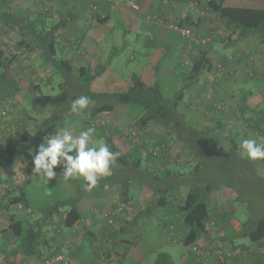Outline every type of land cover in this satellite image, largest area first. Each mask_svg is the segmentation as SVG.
Here are the masks:
<instances>
[{
    "label": "trees",
    "instance_id": "16d2710c",
    "mask_svg": "<svg viewBox=\"0 0 264 264\" xmlns=\"http://www.w3.org/2000/svg\"><path fill=\"white\" fill-rule=\"evenodd\" d=\"M77 1L82 7L76 11L73 9L72 12H70V8L57 11L53 5V0L35 1V4L41 6L40 10L35 13H23L19 9V11L12 13L4 10L0 11V19L6 20L7 31H22L21 38L15 44L13 43L11 48L19 50L20 53H24V50L37 53L38 60L44 65L42 70H45L42 72L44 76L37 77L41 81L35 83L33 79L27 77L28 73L29 75H36V73H33L32 67L27 71V76L22 75V73H26L24 71L28 66L25 61L22 64V59L19 58L20 55L0 50V82L7 80L9 70L12 75H15L16 73L14 72L17 69L16 76L19 81L16 76H12L10 82L12 85H22L5 96H0L2 112L7 115L2 118L0 113V134L3 135V140L0 142V185L8 181L9 185L13 187V190L10 191L12 192L11 194L6 192L1 197L0 213L10 214L6 219V226L3 232H6L7 238L14 239L16 245L10 250H2L0 248V254L5 256V262L3 261L1 264H16L13 256L18 253L25 256L28 264H43L46 260L57 255H64L71 261L75 260L74 249L70 248V245L64 246V241L59 242L58 237H60L59 240L63 239V229L71 236L77 234L75 227L82 218L77 197L57 200L54 204L44 208L45 217L35 220V222H31L28 217H15L14 214H25V207H29L27 194L24 189L27 180L23 185L20 182H15L11 177L5 179L2 171H6L21 160L32 158L36 154L38 146L45 139L64 128L62 117L59 116L57 111L61 105L70 99H75V97L69 95L66 83L60 85L62 90L59 94L46 95L44 97L46 102L45 118L41 120L30 116L25 111L14 113L9 118L8 110L10 108L3 106L6 103L5 101L21 102L31 91H41L42 84L50 86L54 75L59 73L70 76L75 72L86 87L90 85V87L99 88V81L102 79L103 82H107L110 72H112V59L120 51L116 46H114L111 54L103 62L96 64H87L85 62L75 64L78 58H61L58 55V36L63 29L67 28L70 22L81 19L84 21L95 20L100 24H104L110 20L108 13L98 0ZM170 1L172 0H160L159 3L163 5L167 2L170 3ZM180 1L188 3L192 8L188 9L185 16L178 17L176 23H169V26L171 24L188 26L193 32L192 26L195 23L191 21V14H193V8L196 7L199 8L200 12H203V14L199 15L201 16L199 18L201 23L208 16H211L221 25L224 30L221 35V41L224 43L221 44L223 51H227L229 47H233L239 41L249 37H256L257 46H259L260 50H264V7L237 6L229 3L228 0ZM105 2L107 6L114 5V0H105ZM8 3L9 0H0V8ZM91 6H94V8H91ZM145 15L154 21L159 16L158 13H153V11ZM10 21H13L12 26L9 23ZM165 22L167 24V21ZM198 28L199 32H196V36L208 39L206 44L182 38L181 46L185 47L186 43L190 41L193 49L190 63L183 68L185 70L177 75L178 78L182 77L184 79V88L189 86V89L188 87L186 89L188 93L187 99L185 98L186 93H184L183 87V90L173 99L166 98L163 95L157 79V70L160 64L147 76H143L140 73H132L127 84H113V86L107 84V90L86 88L88 96L107 100L85 110L84 113L87 114V119L84 120V125L81 127L83 130L88 127H94L95 133L93 136L105 139V143L109 145L111 151L121 153L115 162L120 167L128 168L129 170L132 166H139L141 161L146 158L154 164H159L158 170L164 169L166 168L165 163L168 162L167 159H171L176 151L174 149L175 146L183 143L190 150L191 157L198 159L199 153L195 147L190 143L188 144V139L191 137L195 144L210 145L211 148L217 150V144L221 142V139L213 131H218L221 128L223 130L224 125H227L230 120L234 122L243 118L246 123L241 122L239 125L251 128L252 134L254 132L262 133L261 136H264V123L261 121V116L256 117L257 111H248L247 109L245 104L246 91L238 94L239 104L237 106L239 107L229 103L231 99L236 98V93L232 94L226 90L224 97L219 94V85H222L227 79L235 77L236 58L234 55H225L222 60L212 65L208 50L211 49L216 38H214V34L208 33L207 30H200L199 25ZM254 51L248 54L247 56L249 57L246 58L247 64L250 66L254 63L252 57L259 56V50ZM233 53L236 55L238 51L234 50ZM244 56L242 55V59H244ZM217 65L222 66L219 78L217 77ZM256 74L255 70L251 74L245 73L248 78L255 77L257 76ZM209 75L211 79H208ZM130 104L141 107V111L134 119L126 121L125 126L119 123L122 115L116 114V107L121 105L125 107ZM187 111L196 114L193 116L194 120L188 117ZM253 114L256 116L254 117ZM198 118L199 122H207V119H209L211 126H204V123L197 128L198 124H195L194 121ZM97 120L99 123L96 122ZM159 125L163 127L162 132L159 131ZM6 126L8 128L12 127L15 131L8 133V131L3 130ZM124 128H127V134ZM173 133L175 135L171 136L170 134ZM121 136L126 138L123 145L130 148L126 147V149H123V147L117 145V139ZM220 151L223 152V150ZM54 170L56 173H63V168L60 166H57ZM16 191L19 192L14 195ZM167 192L168 188L155 190L153 199L146 212L148 214L153 213L152 209L159 207L169 210L167 213L174 214L173 218L166 216L161 219L159 225L164 232L172 233L170 238L182 248V258L179 263H176L168 253L160 252L155 259V264H228L230 260L238 259L241 255L247 253L259 259L264 256V253L259 255L257 251L260 247L264 248V218H253L250 221H245L241 228V233L237 235V237L249 240L251 247L254 248L251 253L249 252L250 246H241L240 248H235V246L227 249L225 246H216L219 239L223 240L218 232L220 221L215 215L221 214L218 209L222 208V206L218 208V205L215 204L217 202L216 198L211 202L212 199L209 198L208 193L200 195L196 191H189L183 197L174 194L167 198ZM117 193L119 201L129 206L130 198L127 197L126 186L121 185L120 189L117 186ZM116 205L117 203L112 208ZM16 206L24 209L21 212L18 210L10 213L12 211L10 208ZM128 210V208H125L124 211L115 215L111 228L115 224L117 228L120 227L118 230L116 228L114 232L109 231V233H94L89 230L88 234L86 233L93 255L98 259L99 263L106 262V264H110L120 260L122 254L114 251V249L121 242V239H118L117 236L119 232L123 231L124 225H122L123 223H117L116 219L120 223L123 221L126 223L128 220L125 217L131 214ZM225 213L228 214V212ZM207 225H210L212 229H207ZM49 227L51 229L48 230ZM234 251L239 252V254ZM67 264H71V262ZM75 264L79 263L75 262Z\"/></svg>",
    "mask_w": 264,
    "mask_h": 264
},
{
    "label": "rangeland",
    "instance_id": "374dc122",
    "mask_svg": "<svg viewBox=\"0 0 264 264\" xmlns=\"http://www.w3.org/2000/svg\"><path fill=\"white\" fill-rule=\"evenodd\" d=\"M151 1L159 3L160 0ZM172 1H170V5L176 10L180 11V16H184L188 9L192 8L184 1ZM123 2L124 0H114V5L111 7L116 8L117 6L123 4ZM228 2L237 6L250 5L264 7V0H228ZM172 7H168L167 12H170ZM198 11L199 8L194 7L193 14H191L192 17H194ZM153 13H158L159 15L155 20V22L160 23L156 24L158 26L157 28L159 29L160 36V38H157V45L159 46L163 44L166 48L173 49L175 45H177L178 42H182L183 39L180 32L177 29L170 28L168 24L172 22L176 23L178 19L172 15V18L170 19L171 22L164 24L165 20L162 17L164 16V13L161 14L159 11L156 12V8L153 9ZM140 14L142 15L141 18L145 16L142 13ZM144 18L147 21L154 22V20L149 19L147 16ZM199 26L200 30L204 29L207 30V32L212 31L215 27H217V35L224 33V30L222 29L221 25H219L218 21H216V19L211 16H208L206 20L201 23V25L199 24ZM192 27L193 36L195 35L194 38L198 39L196 36V32L199 31L198 25L193 24ZM135 38L136 33L134 31H127L123 30L121 27H114L113 31L106 36L105 41L102 43V46L106 49L103 59L111 54L114 46L120 50L118 54L113 57L111 63V68L113 67V69L111 76L108 78V82L111 86H113L114 82H117L118 85L127 84L132 73H140L143 76H147V74L143 72V70L147 71L144 68L145 59H142L141 56H138L136 53V60L130 62L128 61V57L133 54V47L132 45L129 46L128 44H130ZM145 41L146 38L144 37V34L140 33V36L137 40V46L139 49L146 50L145 47L147 46H145ZM216 45L220 46L219 42H216ZM257 59L258 56H253V65H245L246 68L243 71V74H241L242 76L240 75V83L243 84L238 86L235 78L229 79V82L235 83L234 86L236 89V92H234V90L231 88L230 93H236L237 98L238 94L242 93L241 88L244 90H247V88L252 89L254 95H258V99L260 100L261 98L262 100L260 105H258V107L255 109V111L258 112L256 114L257 116L255 114L253 115L254 117L261 116V121L264 123V71L260 76L258 75L252 78H248L244 74V72L246 74H251L253 72L254 66L256 65L255 63H257ZM24 61L28 67L25 69L26 73L23 74L27 76V71L30 67H32V71L33 73H36V75H29L28 73L27 77H29V79H33L35 83L41 81L37 77L44 76L42 75V72L45 70L43 71L42 69H39L40 66L36 65L35 63L37 60L34 62L33 58L26 56L24 57ZM168 69L169 50L167 57L162 60L159 65V69L157 70L158 83L163 95L166 98L173 99L184 89V93H186L185 98L187 99L188 93L186 92V89L187 87L189 89V86H186L185 88L183 87V85L185 86V82L182 77L178 78L177 75L168 76ZM12 76L13 75L9 70V74L7 73V80H2L0 82L1 97L5 96L7 93H10L13 89L20 87L21 84L12 85L10 82ZM219 76L220 75L218 72L217 77L219 78ZM208 79H211L210 75L208 76ZM17 80L19 81V79ZM65 83L69 95L75 98L82 95L88 96L86 90L87 87L93 90L96 89L95 86L90 87L89 85L86 87L75 72H73L70 76L59 73L54 75L50 86L42 84L41 91H31V93H29L21 102L14 103L12 101L10 102L9 100L5 101L6 103L3 104V106L10 108L8 110V117H12L14 113L25 111L30 116H33L38 120L45 118L46 102L44 101V97L46 95L53 96L59 94L62 90L60 85ZM90 98L93 103L90 104L88 108H91L92 106L98 105L100 102H105L107 100L104 98ZM236 98L231 99L229 103L235 107H239L237 106L239 104L238 98ZM245 101H247V98ZM71 102V99L68 100L66 103L61 105L57 111L59 116L62 117L64 128H67L70 125L75 128H78V126L81 127L84 125V120L87 119V114L84 112L88 108L85 109L81 114L77 115L70 111ZM0 109H2L1 104ZM225 109L227 108L225 107ZM2 111L3 109L0 110V113L2 114V118H4L7 115H3ZM140 111L141 107L137 105L130 104L125 107L123 105L116 107V114L122 115L120 116L121 118L119 119V123L123 125L126 124V121L134 119L137 115H139ZM246 112L248 111L246 110ZM241 122L246 123L243 121V118H240L239 121L234 122L230 120L227 125H224L223 130L220 127V130L213 131L221 139V142L217 144V150L215 148H211L210 145L195 144L191 140V137L189 138L188 135H186V137L189 138L188 144L190 143L193 147H195L196 151L199 153L198 159L196 160H192L193 158L190 157V160L186 162V155L182 154L180 150L176 149L175 153L172 155V159L175 157L178 160L180 159L181 162H172L170 161L172 159H167L168 162L165 163L166 168L161 170H149L148 173H144V171H138L135 168H130L128 171H125L124 175L130 178L128 189L130 196H132L134 201L133 205H137L133 207L138 208L140 205L145 203L150 206L152 200H150L149 195H151V193L154 195V191L157 189L168 188V195L166 196L167 198L173 196L174 194L183 197L189 191H196L200 195L208 193L209 198L212 199L211 202L214 201V198H217L218 200L215 204L226 208V212H228V214L240 221H250L252 218H264V159H249L243 155V150L240 147L244 139L251 138L256 139L258 142H264V136H261L262 133L259 134L254 132L252 134L251 128L239 125ZM200 123H205L204 126H211L209 119H207V122L200 121ZM195 124H198L197 128H199V118L196 119ZM124 129L125 131L127 130L126 128ZM3 130L8 131V133L15 131V129L13 130L12 127L8 128L7 126L4 127ZM162 130L163 127L159 125V131L162 132ZM174 133L170 135L174 136ZM2 140L3 135L0 134V142ZM124 141H126L125 136L119 137L117 139V145L123 147V149H126L127 146L125 147V145H123ZM101 143H105V139L101 138L94 146H98ZM127 148L130 147L128 146ZM175 148H177V146H175ZM220 150L224 151L222 152ZM33 157L15 163L12 167H9L6 172L2 171V175L5 177V179L11 177V179L15 180V182H20V184L24 185L26 180L29 178V173L27 172L26 167L32 162ZM145 166L146 165L144 164L143 167L145 168ZM29 167L32 174L34 175V178L31 180L32 182H29V184L25 185L24 188L27 194L29 207H25V209L21 208L20 206H16L14 208L12 207V211L10 213L14 211L17 212L18 210L21 212L24 209V211L30 215L29 220L31 222H35V220H40L41 218L45 217V213L43 211L44 208L54 204L60 199H73L77 197L78 206L83 207L85 205L90 206V203L92 202L86 204L85 201L86 199L93 197L94 204L96 203L95 205H97V207L100 206L99 202L104 195L102 193V183L100 186L96 185L90 191H88L84 188V181L79 179L74 181H71L70 179L65 180L63 175L57 173L55 178L50 180L48 184H45L44 180L33 171V162ZM167 170L170 171L172 176H167ZM118 187L120 189V184ZM0 190H2L1 187ZM18 192L19 191L14 192V195L18 194ZM94 197L97 198V200H95ZM127 208L129 209L128 211L130 213L133 212L130 204L127 206ZM110 210H112V208L103 211L100 209L98 210V214H101L102 219L104 218L105 220V215L110 214ZM152 211L153 213L151 218H147L143 222L138 220V226H132L131 229H128L124 233H118L117 237L118 239H121L119 244H122L123 246L121 253L122 256L119 261L111 262L110 264H155V259L160 252H166L172 257L174 262H180L182 258V248L177 245H171L170 234L172 233L164 232L162 227L159 225V221H161L160 214H168L167 211L169 210L155 207L152 209ZM0 214H3V212ZM128 216L125 217L126 220H128ZM42 224H44V222H42ZM49 229L51 228L49 227L48 230ZM123 239H126L124 245ZM244 239L246 241L248 240L247 238ZM252 250V248L249 249V252ZM258 254L260 255L261 253ZM74 261L77 262L76 260Z\"/></svg>",
    "mask_w": 264,
    "mask_h": 264
},
{
    "label": "crops",
    "instance_id": "0c3cea01",
    "mask_svg": "<svg viewBox=\"0 0 264 264\" xmlns=\"http://www.w3.org/2000/svg\"><path fill=\"white\" fill-rule=\"evenodd\" d=\"M37 2V0H9V3L5 5L4 7L0 8V11L4 10L6 12L12 13L17 11L18 9L25 13H35L40 10L41 6H38V4H35L34 2ZM100 5L105 8L106 12L108 13V16L110 17V20L104 24H100L99 22L95 20H90V21H84V20H74L70 22V24L67 26L66 29H63L59 36H58V55L61 58H71V59H77L75 64H81L82 62H85L87 64H96L98 62H103V56L105 52V48L102 46V43L105 41L106 36L113 31L114 27H121L123 30L127 31H134L136 33V38L128 44L129 46L132 45L133 47V54L128 57V61H135L136 60V53L138 56H141L142 59H145L144 62V68L147 71H144L146 74L152 73L155 69V67L162 62L165 57H167V53L169 50V75L168 76H174L178 75L181 73V71L185 70L183 68L187 67L188 64L190 63L191 55L193 53V49L191 48V42H187L185 47H182V42H178L177 45L173 49L166 48L165 45H157V38H160L159 36V29L157 28L158 26L156 24H160L157 22H151L147 21L144 17L150 11H153V9L156 8V11H159L164 13L163 19L167 22L170 21L172 18L171 16L174 15L175 18L177 19L178 17H182L183 15H179L180 11L176 10L174 7L170 5L169 2L161 5V3L151 1V0H124L123 4L120 6H117L116 8H112L111 6H107L105 0H98ZM77 0H53V5L56 7L57 11H62L63 9L70 8V12L74 9L80 10L81 5L77 3ZM172 7V10L170 12H167L168 7ZM18 10V11H19ZM29 13V14H30ZM139 13V14H138ZM145 15L143 18H141V14ZM201 14L196 13L194 17H191V21H193L195 24L199 25L201 24V21L199 16ZM72 16V15H70ZM11 26L13 25V21L9 22ZM174 23V22H173ZM220 25V24H219ZM8 27L6 26V20L3 21L0 19V50H3L5 52H8L11 48V45L15 41L17 42L21 36H22V31L16 32L14 30L12 31H7ZM217 27H215L214 30L208 31V33L214 34V44L211 47V49L208 50V54L211 58L212 65H214L216 62L222 60L225 55L230 56L234 55L236 58V74H235V79L236 83H238V86L243 84L241 82V77L240 75L243 74L244 69L246 68L245 65L248 63L246 58L248 54H251L253 50H259V56L257 59V63L254 66L255 72L257 73L256 75L260 76L261 73L264 71V50H260L259 46H257V39L256 37H249L248 39L241 40L239 41L235 46L229 47L227 51H223L221 49V44H224L221 41V35H217L218 33L216 32ZM198 30V29H197ZM9 32V33H8ZM199 32V31H198ZM140 33L144 34V37L146 38L145 41V49H139L137 46V40L140 36ZM205 34V33H204ZM226 34V33H225ZM216 42H219L220 46L216 45ZM135 43V44H134ZM167 50V51H166ZM238 51V53L235 55L233 52ZM40 51V49H39ZM144 51V52H141ZM254 51V52H255ZM38 54L34 53L32 51L26 52L24 50V53L20 55L19 58L22 61V64L24 62V57H31L33 58L34 62L37 60L35 63L36 65L40 66V70L43 68L44 65L42 62L38 60ZM242 55L244 56V59H242ZM253 55V54H252ZM42 67V68H41ZM182 69V70H181ZM29 71V70H28ZM25 72V71H24ZM15 75H17V69H15ZM109 73V72H108ZM110 72V76H111ZM12 74V73H11ZM238 74V75H237ZM245 74V72H244ZM23 76H26L22 73ZM237 75V77H236ZM242 76V75H241ZM246 76V75H245ZM247 77V76H246ZM18 77L16 76V79ZM176 79V76H175ZM234 79V80H235ZM228 81L222 83V85H219V94H222L224 97L225 91H230L231 88L236 92L235 86L233 82ZM245 80V78H244ZM97 83V82H96ZM99 88L97 87L96 89L99 90H107V84H109L108 80L107 82H103L101 79L99 81ZM115 85H118L117 82H114ZM234 86V87H233ZM223 89L222 91H220ZM232 90V91H233ZM242 92L246 91V98L247 101H245V104L247 105L248 111H253L255 110L258 105L261 103V98L260 100L258 99V95H254V92L252 89L244 90L241 88ZM234 94V93H232ZM231 94V95H232ZM193 113L187 111V115L189 118H193ZM195 115V113H194ZM196 123V120L194 121ZM201 125L202 123L199 122ZM64 129H69L73 132V134H78L80 131L87 130L86 128L83 130L82 127L75 128L72 125L69 127H65ZM100 140L97 136L92 137V142L91 146H94L97 144V142ZM181 151L182 154H185V161L187 162L189 158L192 156L191 152L189 149H187L183 144L177 145V148ZM224 151V150H223ZM172 159V158H171ZM192 160H196L195 158ZM145 161V162H144ZM172 162H181V160L177 158H173L170 160ZM33 162V160H32ZM31 162V163H32ZM30 163V164H31ZM30 164L26 167L27 172L29 173V178L27 180V184L29 182H32V178H34V175L31 172L30 169ZM146 165L145 168L143 165ZM143 167V168H141ZM160 167L159 164H154L151 160H147L146 158L141 161V164L139 166L135 167L132 166L130 168H135L138 171H144V173H148L149 170H158ZM140 168V169H139ZM125 171H128V168H123L120 167L118 164L114 163L111 166V173L110 175H107L105 177H102L99 179L97 185L100 186L102 183V193L104 194L102 199L100 200L99 204L100 206L97 207V205L94 204L93 197H90L89 199H86L85 203L88 204L90 202V206H79L81 212H82V218L80 222H78L77 226L75 229L77 230L76 235H70L65 229H63V239L59 240L60 237H58V241H64V246L70 245V248L72 247L74 249L73 254H74V259L79 263V264H106V262H98V259H96L93 255L91 246L89 244V238L87 237L86 233L88 234L89 230L90 232L98 233V232H105L109 233V231L114 232L116 230V225L114 224L113 228L108 224L104 218L102 219L101 214H98V210L102 209L107 210L109 208H112L115 203L118 200V193H117V186L120 184L126 186V194L127 197L130 198V206L133 209V212L129 214L128 216V221L125 223V221L121 222L116 219L117 223L124 225V229L122 232L127 231L128 229H131L132 226H138V220L140 222L145 221L147 218L152 217V213L148 214L146 212L147 208L149 207L147 203L140 205L138 208H134L133 205L134 201L132 199V196H130V192L128 189V184L130 183V178L124 175ZM3 172H6L5 170ZM167 176H172L170 171L166 173ZM60 175H63V173H60ZM33 176V177H32ZM4 177V176H3ZM71 181L74 180H82L84 183L86 181L83 179V177H74V178H69ZM0 187L3 190V193H12L10 191L13 190V187H11L8 183V181L5 183L3 182ZM104 187V189H103ZM1 190V191H2ZM150 200L153 199V194L151 193ZM95 198V197H94ZM217 199V198H216ZM64 200V199H60ZM97 200V198H95ZM149 200V201H150ZM215 200V199H214ZM218 200V199H217ZM221 206H218V208ZM12 210V207L10 208ZM9 210V211H10ZM218 211L221 214H215L218 220L220 221L219 223V234L221 235V239L218 240L216 246H225V248L230 249L232 247L235 248H240L241 246H250L249 249H253L251 247V243L249 240H245L244 238L237 237L241 233V228L243 224L245 223L246 220L240 221L237 220L236 218L232 217L230 214H226L225 212L227 211L226 208L222 206V208H219ZM6 212V211H5ZM11 212V211H10ZM224 213V214H222ZM10 214L4 213L0 214V248L2 250L5 249H11L15 245V240L12 238H7L6 232H3L5 226H6V219L9 217ZM15 217H20V218H29L30 215L29 213L25 212V214H14ZM172 213L168 214H160V219H164L166 216L169 218H173ZM253 219V218H252ZM251 220V219H250ZM248 221V220H247ZM246 221V222H247ZM160 222V221H159ZM112 225V224H111ZM55 227V226H54ZM120 228V227H118ZM117 228V230H118ZM114 229V230H113ZM58 231L60 232V229L58 228ZM61 231V232H62ZM119 232V233H122ZM75 245H74V243ZM123 245L126 241V239H123ZM171 245H177L175 241L171 240ZM264 241V240H263ZM123 246L122 244H119L118 246L115 247L114 251L122 253ZM238 250V249H237ZM248 251V250H247ZM251 253V252H250ZM13 260L15 261L16 264H28L26 258L24 255L21 253L16 254L13 256ZM228 264H264V256L262 258H256L253 257L252 254L251 256L249 253L241 255L238 259L235 260H230Z\"/></svg>",
    "mask_w": 264,
    "mask_h": 264
},
{
    "label": "clouds",
    "instance_id": "9594fccd",
    "mask_svg": "<svg viewBox=\"0 0 264 264\" xmlns=\"http://www.w3.org/2000/svg\"><path fill=\"white\" fill-rule=\"evenodd\" d=\"M92 103L88 96L76 97L71 102L70 111L79 115ZM94 133L95 128L88 127L78 134L64 129L50 135L38 146L33 157V171L48 184L57 176L54 169L60 166L63 168L65 180L83 177L86 181L84 188L90 191L100 178L110 175L111 166L121 155L120 152L111 151L107 143L91 146ZM240 147L247 158L264 159V142L251 138L244 139Z\"/></svg>",
    "mask_w": 264,
    "mask_h": 264
},
{
    "label": "built area",
    "instance_id": "2783aa9c",
    "mask_svg": "<svg viewBox=\"0 0 264 264\" xmlns=\"http://www.w3.org/2000/svg\"><path fill=\"white\" fill-rule=\"evenodd\" d=\"M91 8H94V6H91ZM196 12H197V10H196ZM198 12L200 14H203L202 11L201 12L198 11ZM184 16H185V14H184ZM170 27L174 28V29H177L180 32L181 37L183 39L193 40L195 42L200 41L202 44H206L207 41H208L206 38H198V39L194 38L193 32L191 31V29L188 26H178V25H175V24H171ZM9 52L13 53V54H17V55H21L22 54V53H20L19 50L14 49V48H10ZM217 69H218L219 73L222 72V66L221 65H217ZM3 115H5V112H3ZM96 122L99 123L98 120ZM100 123H101V121H100ZM124 131H125V129H124ZM125 133L127 134V130L125 131ZM2 196H3V191L0 190V200H1ZM116 203H117V205L114 208H112V210H110V214H108V215L106 214L105 215V218H106V220H107L109 225H111L113 223L115 215H118L120 212L124 211L125 208L127 209V206H128L125 203L120 202L119 199L117 200ZM206 228L207 229H212V227L210 225H207ZM213 230H215V229L213 228ZM216 230H217V227H216ZM253 250H254V248H253ZM237 251H239V250H237ZM237 251H234V252L239 254V252H237ZM257 251H258V253L263 254L264 253V248L260 247V248L257 249ZM3 261L5 262V256L3 254H0V264ZM68 262H71V264H75L74 260L71 261L67 257H65L64 255H57V256H54V257L46 260L43 264H61V263L67 264Z\"/></svg>",
    "mask_w": 264,
    "mask_h": 264
}]
</instances>
